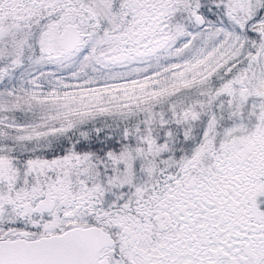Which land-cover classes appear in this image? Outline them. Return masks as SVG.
<instances>
[{
	"label": "snow or ice",
	"instance_id": "6c2138e0",
	"mask_svg": "<svg viewBox=\"0 0 264 264\" xmlns=\"http://www.w3.org/2000/svg\"><path fill=\"white\" fill-rule=\"evenodd\" d=\"M0 264H264V0H0Z\"/></svg>",
	"mask_w": 264,
	"mask_h": 264
}]
</instances>
